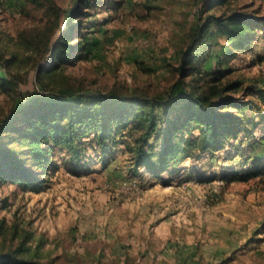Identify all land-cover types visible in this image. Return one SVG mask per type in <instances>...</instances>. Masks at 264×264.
I'll list each match as a JSON object with an SVG mask.
<instances>
[{"label": "rangeland", "instance_id": "rangeland-1", "mask_svg": "<svg viewBox=\"0 0 264 264\" xmlns=\"http://www.w3.org/2000/svg\"><path fill=\"white\" fill-rule=\"evenodd\" d=\"M55 1L82 10L71 41L88 43L74 62L40 74L51 62L46 42L67 28L64 14L58 19L34 0H0V66L10 77L0 84V123L37 96L137 89L180 99L227 68L215 84L242 79L231 92L255 100L259 123L251 139L240 133L159 176L131 170L124 145L106 165L89 143L79 158L55 145L37 184L0 181V252L17 251L30 264H264V174L228 179L264 163V32L228 51L220 35L201 76L181 77L170 62L179 63L200 0ZM233 8L264 16V0L211 11ZM249 84L261 89L247 93Z\"/></svg>", "mask_w": 264, "mask_h": 264}, {"label": "trees", "instance_id": "trees-1", "mask_svg": "<svg viewBox=\"0 0 264 264\" xmlns=\"http://www.w3.org/2000/svg\"><path fill=\"white\" fill-rule=\"evenodd\" d=\"M34 1L48 6L58 19L64 14L68 22L53 45L49 40L46 42L51 62L41 66L39 73L50 72L60 63L74 62L83 56L87 39L71 41L78 37L77 23L73 20L82 10L64 9L55 0ZM88 1L90 3V0L83 3ZM200 1L203 7L185 33V45L177 48L179 63L170 62L181 77L201 76L203 65L220 35L226 38L224 46L228 51L242 48L257 30L264 32V16L236 8L211 11L230 0ZM226 71L229 68L213 76L207 86L195 84L180 99L173 98L170 90L168 94L152 95L137 89L128 93L117 89L71 92L63 99L31 98L0 123V181L37 184L39 175L47 172L46 162L51 159L55 145L79 158L89 143L99 150L104 165L115 157L116 147L124 145L131 170L136 172L144 167L159 176L161 171L178 168L187 158H198L225 148L232 139L242 138L240 133L251 139L259 123L255 108L260 109V106H255L252 98L231 92L242 85V79L215 84ZM1 80L7 83L10 77L0 66V84ZM254 89L261 88L249 84L244 90L248 93ZM263 174L264 163L234 172L228 179L247 180ZM0 264L30 262L17 251H1Z\"/></svg>", "mask_w": 264, "mask_h": 264}]
</instances>
